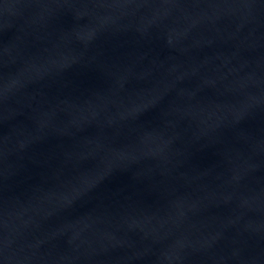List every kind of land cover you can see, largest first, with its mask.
Here are the masks:
<instances>
[{
  "label": "water",
  "instance_id": "1",
  "mask_svg": "<svg viewBox=\"0 0 264 264\" xmlns=\"http://www.w3.org/2000/svg\"><path fill=\"white\" fill-rule=\"evenodd\" d=\"M0 264H264V0H0Z\"/></svg>",
  "mask_w": 264,
  "mask_h": 264
}]
</instances>
